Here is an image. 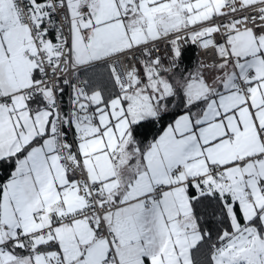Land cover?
I'll use <instances>...</instances> for the list:
<instances>
[{"label":"snow or ice","instance_id":"obj_1","mask_svg":"<svg viewBox=\"0 0 264 264\" xmlns=\"http://www.w3.org/2000/svg\"><path fill=\"white\" fill-rule=\"evenodd\" d=\"M0 264H264V0H0Z\"/></svg>","mask_w":264,"mask_h":264}]
</instances>
